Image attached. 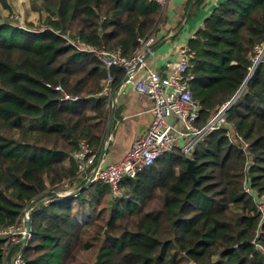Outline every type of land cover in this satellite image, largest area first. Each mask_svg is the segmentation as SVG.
<instances>
[{
  "label": "trees",
  "instance_id": "trees-1",
  "mask_svg": "<svg viewBox=\"0 0 264 264\" xmlns=\"http://www.w3.org/2000/svg\"><path fill=\"white\" fill-rule=\"evenodd\" d=\"M38 1L50 15L36 31L0 13V229L21 223L33 201L28 238L6 243L0 235V264H13L18 253L24 264H72L83 251L94 253L91 264H264V220L243 189L248 183L264 194V55L250 71L255 46L264 44V0L219 2L187 42L197 127L245 83L220 126L196 142L192 175L174 148L123 179L118 197L101 181H86L123 71L105 69L71 42L129 56L161 7L151 0ZM82 141L93 159L78 173Z\"/></svg>",
  "mask_w": 264,
  "mask_h": 264
},
{
  "label": "built area",
  "instance_id": "built-area-1",
  "mask_svg": "<svg viewBox=\"0 0 264 264\" xmlns=\"http://www.w3.org/2000/svg\"><path fill=\"white\" fill-rule=\"evenodd\" d=\"M151 1L159 4L162 9L168 3V0ZM157 26L158 22L148 35L136 38L137 47L129 56L123 55L120 49H96L83 46L78 41L71 42L80 50L92 52L105 69L109 70L114 66L121 69L124 76H127L125 82L131 89L145 95L151 103L150 121L145 130L137 135L120 158L105 163L98 162L96 170L88 177L90 181L99 180L106 184L114 197L121 195L119 184L123 179L136 176L140 170L152 165L162 154L179 148L186 158H190L191 151L202 133L220 126L225 119V109L234 100L232 97L225 101L205 125L197 127L195 122L200 108L193 99L191 91V80L194 77L191 72V59L194 57V51L187 44L180 46L175 61L168 64L163 73L150 67L148 57L152 54L157 39ZM253 55V66L250 71L264 55V44L256 45ZM111 81L112 76L108 73L104 93L109 92ZM54 88L60 89L59 86ZM62 99L75 100L76 97L63 95ZM245 146L246 143L243 144V147ZM90 152L89 146L82 141L79 151L74 154L78 173L83 172L91 163L93 156L89 157ZM243 189L255 202L260 212V220H264V194H259L248 183L244 184ZM28 213L24 209L22 222ZM18 234H21V238L24 234L20 223L0 229V235L8 236L6 243L17 240ZM257 246L261 247L258 244ZM13 264H24L21 253L16 255Z\"/></svg>",
  "mask_w": 264,
  "mask_h": 264
},
{
  "label": "crops",
  "instance_id": "crops-1",
  "mask_svg": "<svg viewBox=\"0 0 264 264\" xmlns=\"http://www.w3.org/2000/svg\"><path fill=\"white\" fill-rule=\"evenodd\" d=\"M221 1L223 0H203L198 8L193 9L196 0H168L166 7L161 8L156 30L157 39L153 52L148 57L149 66L161 73L165 72L168 64L175 61L178 48L187 44L195 31L202 27L203 20L211 9ZM47 15L50 13L47 12ZM121 81L111 90L110 106L112 91L116 90L113 116L115 124L113 131L109 130L102 155V147L100 149L97 163L120 158L150 121V100L132 90L126 83L120 84ZM109 142L111 145L106 150Z\"/></svg>",
  "mask_w": 264,
  "mask_h": 264
},
{
  "label": "rangeland",
  "instance_id": "rangeland-1",
  "mask_svg": "<svg viewBox=\"0 0 264 264\" xmlns=\"http://www.w3.org/2000/svg\"><path fill=\"white\" fill-rule=\"evenodd\" d=\"M7 6H3L0 0V13L4 21L19 27L31 30L42 29L43 19L47 11L40 6L38 0H4ZM243 87H241L240 92ZM29 214V213H28ZM21 229L25 230V223L21 221ZM94 253L92 251H83L77 255L72 264H91Z\"/></svg>",
  "mask_w": 264,
  "mask_h": 264
},
{
  "label": "water",
  "instance_id": "water-1",
  "mask_svg": "<svg viewBox=\"0 0 264 264\" xmlns=\"http://www.w3.org/2000/svg\"><path fill=\"white\" fill-rule=\"evenodd\" d=\"M248 77H249V75H248ZM248 77H247V79H248ZM126 79H127V76L125 75L124 77H123V79H122V81H121V83L120 84H122V83H126L125 81H126ZM119 84V85H120ZM128 86H129V84L128 83H126ZM244 85H245V83L241 86V87H244ZM130 87V86H129ZM241 89V88H240ZM240 89L236 92V94L233 96V99H235L236 98V96L240 93ZM115 89L112 91V100H111V109H110V111H109V115H108V121H107V125H106V133H105V136H104V140H103V144H102V149H101V155H102V153H103V150H104V147H105V145H106V142H107V139H108V135H109V130H110V127H111V123H112V120H113V116H114V94H115ZM186 161H187V165H186V171L190 174V175H192V166H193V160L191 159V158H186ZM96 167H97V165H95V167L93 168V170H92V172H91V175L94 173V171L96 170ZM89 182H91L90 181V179L89 178H87V181H86V184H88ZM86 184H84L83 186H81V187H79L76 191H72V192H69V193H67L68 195H71V194H74L75 192H78V191H80L82 188H84L85 186H86ZM54 194L55 195H59V196H64V195H67V194H59V193H56V192H54ZM44 195V193L43 194H41V195H39V197H41V196H43ZM38 197V198H39ZM33 201H31L28 205H27V207L25 208V212L26 213H28L29 212V209H30V206H31V203H32ZM24 223H25V230H24V234H23V236H22V238L18 241V243H22V242H24L27 238H28V236L30 235V225H29V215H26V216H24Z\"/></svg>",
  "mask_w": 264,
  "mask_h": 264
}]
</instances>
